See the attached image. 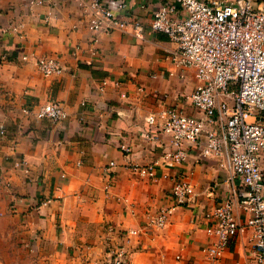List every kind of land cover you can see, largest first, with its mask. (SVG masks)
Segmentation results:
<instances>
[{
  "label": "crops",
  "instance_id": "0c3cea01",
  "mask_svg": "<svg viewBox=\"0 0 264 264\" xmlns=\"http://www.w3.org/2000/svg\"><path fill=\"white\" fill-rule=\"evenodd\" d=\"M164 1L125 0L119 15L128 21L139 16L142 29L128 23L96 33L92 53L94 33L76 0H0V27L21 24L0 38V128L8 132L0 135V264H101L106 245L118 243L119 232L129 228L139 230L126 242L129 264L205 263L209 237L193 223L192 210L212 206L231 186L217 158H198L195 143H183L181 162L167 159L173 147L161 120H146L172 105L197 112L186 99L197 84L193 70L176 67L170 58L176 43L148 28L152 10ZM42 54L59 58L65 71L44 76L32 58H21ZM50 100L63 103L64 120L21 111ZM16 158L25 159L28 173L14 165ZM110 160L114 181L106 190L101 167ZM153 161L154 177L130 168ZM259 163L264 174V153ZM182 179L195 186V202L176 208L163 227L149 225L150 216L173 205L170 189ZM255 262L246 232L218 264Z\"/></svg>",
  "mask_w": 264,
  "mask_h": 264
},
{
  "label": "built area",
  "instance_id": "2783aa9c",
  "mask_svg": "<svg viewBox=\"0 0 264 264\" xmlns=\"http://www.w3.org/2000/svg\"><path fill=\"white\" fill-rule=\"evenodd\" d=\"M87 28L94 33L89 49L96 51V33H110L130 23L140 31L141 18H122L125 0H76ZM29 5L44 0H27ZM115 6V7H114ZM21 24L0 27V38ZM150 31L162 32L176 43L172 63L193 70L197 84L186 99L197 111L188 114L172 105L157 114L147 115L149 124L157 120L160 130L170 137L172 151L165 157L181 162L187 156L184 142L195 143L198 158H217L218 167L226 171L230 191L212 206L192 210L193 223L202 225L209 241L202 247L204 264H218L229 244L240 234L249 233L257 264H264V174L260 157L264 153V0H165L151 12ZM32 58L44 76L60 74L66 67L54 55H22ZM172 74V73H170ZM106 80L102 81V85ZM114 84H118L114 81ZM101 85L100 89L103 88ZM21 111L37 119L59 122L67 117L63 103L50 100L37 107L22 106ZM7 135L5 127L0 135ZM120 149L128 155L129 146ZM157 161L131 165L137 175L154 177ZM14 165L28 173L24 158ZM116 163L110 160L101 167L107 190L114 181ZM238 181V185L234 181ZM218 182H214V187ZM173 205L150 216L148 224L163 227L178 207L195 202V186L186 180L175 181L170 189ZM236 209L244 213L237 218ZM139 233L129 228L119 232L118 243L106 245L101 264H129L131 250L126 242Z\"/></svg>",
  "mask_w": 264,
  "mask_h": 264
}]
</instances>
